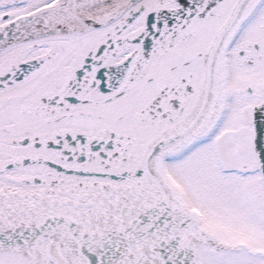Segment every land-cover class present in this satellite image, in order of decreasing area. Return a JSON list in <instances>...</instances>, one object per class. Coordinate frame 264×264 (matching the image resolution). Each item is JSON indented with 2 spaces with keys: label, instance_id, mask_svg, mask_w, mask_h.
<instances>
[{
  "label": "snow or ice",
  "instance_id": "1",
  "mask_svg": "<svg viewBox=\"0 0 264 264\" xmlns=\"http://www.w3.org/2000/svg\"><path fill=\"white\" fill-rule=\"evenodd\" d=\"M0 264H264V0H0Z\"/></svg>",
  "mask_w": 264,
  "mask_h": 264
}]
</instances>
